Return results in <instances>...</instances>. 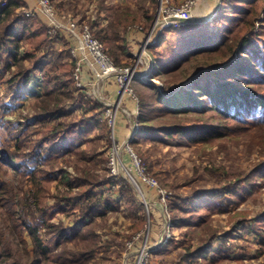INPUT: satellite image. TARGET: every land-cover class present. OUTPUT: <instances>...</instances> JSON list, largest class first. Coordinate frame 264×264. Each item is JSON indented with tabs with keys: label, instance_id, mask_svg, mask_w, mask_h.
Returning a JSON list of instances; mask_svg holds the SVG:
<instances>
[{
	"label": "rangeland",
	"instance_id": "374dc122",
	"mask_svg": "<svg viewBox=\"0 0 264 264\" xmlns=\"http://www.w3.org/2000/svg\"><path fill=\"white\" fill-rule=\"evenodd\" d=\"M170 1L179 4L184 0ZM51 2L54 5L58 23L65 26L69 21H74L78 25H88L93 34L99 30L103 31L109 39V45L99 37L97 38L103 42L107 53L114 61L115 57L109 51L118 53L119 63L115 62L116 65L131 66L140 60L142 63L139 64L138 70L147 68L150 81L142 82L138 77L133 82L132 89L138 98V111L132 113V109L129 110L126 107L123 109L124 101L132 102L130 96L123 99L120 104L122 108L115 112L114 131L108 119L105 118L104 104L98 116H95V113L99 109L86 112L83 110L84 101H86L84 97L88 98L89 104L105 102L106 93L101 86H98V80L94 77L85 78L86 88H77L74 83L73 86L57 89L53 93L54 98H59L57 117L41 113L40 109L44 106L41 102L44 86L41 80L43 68L45 67L50 75H53V71L62 62L74 65L70 49L77 43L65 29L52 34L48 33L45 20L42 17V19L38 18L45 26L48 35L52 37V45L48 50L45 64L34 70L30 83L23 89L24 95L14 102L9 99L10 92L6 88V79L16 68H12L9 72H2L0 67V120L4 123L0 126V182H4L9 187L10 193L17 197L32 188L29 176L10 166L5 161V155L9 152L18 161L24 160L26 152L31 147L30 144L40 139L49 127L57 123H62L70 130L69 136L76 138L78 145L63 159L44 155V160H39L38 163L28 161V165L38 167L45 164L44 166L51 165L55 169L63 168L69 173L70 179L78 174L76 169L88 167L98 174H108L113 179L108 182L109 184L95 189L104 193L109 204L104 207L100 216L94 218L90 226L84 228L85 237L72 238L64 248L50 253L47 261H42V257L26 231L19 233L14 227L0 194V264H60L59 259L65 256L71 260L69 264H121L125 252V240L150 223L152 230L150 240L154 241L162 232L165 217L162 212V202L157 196V189L140 185L145 194L142 198L136 186L128 181V176L123 169H116L113 174L111 162L115 150L119 154L118 158L131 168L130 162H125L126 157H129L125 147L127 143L131 151L145 163L149 176L155 179L161 188L167 189L173 195H186L193 191L217 187L227 177L233 181L239 175L248 174L263 158L264 132H256L255 129L249 132L244 129H230L227 136L211 144L190 143L171 146L149 138L132 141L131 131L134 126L139 127L138 118L142 109L144 110L141 106L142 99L148 100L152 96L151 84L157 88L162 86L159 79L149 75L153 64L157 63L164 70L175 66L180 59L178 49L186 34L176 35L171 29L165 33L164 40L158 42L157 37L161 31L154 35L151 44L145 50L141 47L149 36L160 0H157L154 6L149 0H51ZM216 2V0H208L207 7H204L206 4H200L194 11L192 22H197L200 26H208L209 30H216L218 28L214 24L216 18L221 14L234 15L233 7L226 0H219L217 14L210 20H204L203 16ZM35 6L36 3L32 7L35 8ZM26 9H21L20 12ZM210 14L212 16V12ZM150 16L152 19H149ZM263 17L264 14L260 22L255 23L254 35L250 36L252 40L261 44L264 43ZM128 18L136 20L125 26L119 25L118 29L114 27L115 20L123 21ZM95 21H97L96 24H94ZM227 22V18L223 19L222 25H226ZM134 25H140L143 29L140 31L127 28ZM127 37L132 40H127ZM29 49L27 41H22L20 53ZM44 51L42 48L40 52H37L36 57H40ZM220 59L222 56L218 54L214 56L213 61L218 62ZM205 61L207 60L200 56L192 57L185 63L188 67H193ZM28 65L30 63H25V66ZM188 81L184 79L182 84L189 87ZM115 97L117 101V88H115ZM106 99L109 98L106 97ZM146 112L157 116L154 110L147 109ZM164 119H170V121L181 119L185 124L201 122V119L195 115L169 116ZM24 120H27L28 125L23 128L21 134H18L17 121ZM208 120L215 122L211 117ZM99 122L103 124L99 125ZM137 128L135 127V130ZM257 133H262V136ZM114 158L116 162L117 157ZM218 167H223L225 174H222L223 170H217ZM134 172L132 170L133 174ZM133 177L136 178L135 175ZM123 180L131 184L142 203L137 219L129 216L124 202L121 201ZM255 182L256 186L245 193V200L238 206L232 205L229 213H209L203 207L197 212V216L203 215L201 222L192 225L185 221L180 226L172 223L170 239L153 254L151 264H264V227L258 229L253 220L264 213V180L256 179ZM58 188H66L60 180L59 172L56 173V180L52 184L51 191L55 194ZM53 202L54 199L51 197L48 204L51 205ZM180 215L183 219L186 217L184 214ZM76 218V214H59L55 221L61 220L63 225H72ZM139 219L143 221L142 226L139 230H135L134 225ZM239 221L244 223L239 225ZM213 233L215 237L211 240V247L206 253L192 262L181 259L188 245H202ZM41 237L46 239L43 232ZM217 250H220L218 254L215 253ZM61 252L64 255L60 256Z\"/></svg>",
	"mask_w": 264,
	"mask_h": 264
},
{
	"label": "trees",
	"instance_id": "16d2710c",
	"mask_svg": "<svg viewBox=\"0 0 264 264\" xmlns=\"http://www.w3.org/2000/svg\"><path fill=\"white\" fill-rule=\"evenodd\" d=\"M149 1L152 6L157 3V0ZM226 1L233 7L234 15H218L219 17L214 20V24L218 26L216 30H209L208 26H200L197 22L172 29L176 35L186 34L178 49L179 62L167 70L157 63L153 64L149 75L159 79L162 86L157 88L151 84L152 96L148 100L142 99L141 106L144 110L142 109L138 118L140 125L134 130L132 141L149 138L171 146L190 143L211 144L227 136L230 129H244L247 132L255 129L256 132H264V43L250 38L252 34L254 35L255 23L260 22L264 14V0ZM6 2V6L0 8V44L4 47L0 51V67L2 72L16 68L6 79V88L10 92L9 99L14 102L24 95L23 89L30 83L34 70L45 64L48 50L52 45V37L48 35L40 19H32L20 11H15L16 8L24 6L22 0ZM225 18L228 22L222 25ZM135 20L129 18L123 21L115 20L114 27L118 29L119 25L125 26ZM96 23L97 21L94 22ZM170 30L169 28L163 30L157 37L158 42H162L165 33ZM94 35L109 45V39L103 31H96ZM24 40L30 49L21 54V43ZM42 48L45 51L37 58L36 54ZM109 52L115 57L114 62L119 63L118 53L113 50ZM218 54L222 59L214 62V56ZM200 56L207 61L193 67H188L185 63L192 57ZM27 62L30 65L25 66ZM72 67V63L62 62L53 71V75L43 68L41 78L44 86L41 102L44 106L40 109L41 113L57 117L59 98H54L53 93L57 89L74 85ZM184 79L189 80V87L182 84ZM84 98L86 101L83 110L86 112L99 109L95 113V116H98L100 114L98 112L104 108L103 103L89 104L88 98ZM145 108L154 110L157 116L147 113ZM189 115L199 117L201 122L185 124L181 119L175 121L164 119L169 116ZM210 117L215 122H210L208 120ZM2 121L0 120V126L4 124ZM27 125V120L17 121V133L21 134ZM69 133L70 130L66 126L57 123L49 127L40 139L30 144L24 160L18 161L9 152L5 155V161L10 166L29 176L32 188L17 197L10 193L4 182H0L3 205L18 232L26 231L42 261H47L49 254L55 250L64 248L72 238L85 237L84 228L90 226L94 218L100 216L104 207L109 204L104 193L95 190L112 181L113 178L108 174H98L86 167L76 169L78 174L70 179L69 173L63 168L55 169L48 164H46L48 166L41 164L38 167L28 165V161L38 163L39 160H44V155L65 158L78 145L77 139L71 138ZM258 134L262 136V133ZM125 162L129 163L130 157H126ZM216 169L223 170L222 174H225L223 167ZM57 172L60 173V180L66 188H58L54 194L51 187L56 180ZM230 179L227 177L226 181L217 187L193 191L186 195L171 193L167 200V209L173 225L180 226L185 221L192 225L201 222L203 215L197 216V212L203 207L209 213L224 214L230 212L232 205H240L245 200V193L256 186L255 180H264V155L248 174L239 175L233 181ZM51 197L54 202L49 205L48 200ZM120 197L129 216L139 218L142 203L126 180L122 182ZM59 214H76L77 218L72 225H63L61 220L55 221ZM180 214L186 217L183 219ZM253 220L258 229L264 227V213ZM142 222L139 219L134 229L139 230ZM238 223L241 225L244 221ZM42 232L46 239H42ZM214 237L213 233L207 242L199 246L188 245L181 259L195 261L210 249ZM219 252L220 250H217L215 253ZM61 255L64 254L61 252ZM69 260L68 256L59 259L60 264H69L71 262Z\"/></svg>",
	"mask_w": 264,
	"mask_h": 264
},
{
	"label": "built area",
	"instance_id": "2783aa9c",
	"mask_svg": "<svg viewBox=\"0 0 264 264\" xmlns=\"http://www.w3.org/2000/svg\"><path fill=\"white\" fill-rule=\"evenodd\" d=\"M208 0H184L179 4H174L170 0H160V5L157 8L155 20L152 24L149 36L144 40L141 47L145 50L152 42L154 35H157L164 29H179L185 27L188 23L192 22L194 19V11L200 4H206L204 7L208 6ZM205 13L203 16L204 20H210L217 14L218 2ZM35 8L30 7L23 11V15L30 18H40L45 20L48 33H56L58 30H66L69 36L76 40V46L70 49V54L74 59V65L72 69V77L74 79L75 86L77 88H86L87 82H85L84 72L89 69L93 73L95 80L103 81L109 78H113L117 88L118 100L113 103L104 102L105 108V118L114 131L116 114L115 112L121 107V102L127 96H130L134 107L132 108V113L138 111V98L135 95L132 84L139 77L142 82L150 81L148 78L147 68L140 71L138 70L139 64L142 63L138 60L137 63L131 66H118L114 62V59L107 53L104 44L99 40L92 32L88 25H78L74 21H69L67 24L61 25L57 22L55 18V9L51 0H35ZM6 0L0 2V7L6 6ZM203 7V6H202ZM203 7V8H204ZM212 12V16L211 13ZM42 17V18H41ZM203 20V21H204ZM130 30H142V26L134 25L127 27ZM144 53V52H143ZM143 56V55H141ZM135 127L132 132H134ZM114 137V134H112ZM126 149L128 150L130 157L131 168H128L119 157L118 152L115 150L114 157L112 159V172L115 174L116 169H123L125 174L128 176V181L133 183L137 192L140 196L144 197V191L140 185H145L149 188L157 189V196L162 202L163 214L165 217V224L163 226L162 232L154 241L150 240L152 236V230L150 223L146 226L133 233L130 238L125 240V252L123 254L121 264H151V259L153 254L159 250V248L164 245L171 237V226L170 216L167 209V200L170 197L171 192L167 189L161 188L155 179H152L147 173L145 163L134 154L129 145L126 143ZM134 170V174L132 173ZM135 175L136 178L133 177ZM137 179V180H136ZM138 181V182H137ZM140 183V184H139ZM147 204L146 201H144Z\"/></svg>",
	"mask_w": 264,
	"mask_h": 264
},
{
	"label": "crops",
	"instance_id": "0c3cea01",
	"mask_svg": "<svg viewBox=\"0 0 264 264\" xmlns=\"http://www.w3.org/2000/svg\"><path fill=\"white\" fill-rule=\"evenodd\" d=\"M2 0H0L1 2ZM8 1V0H6ZM22 2L24 3V6H20L18 8H16V12L20 11L21 9H26V8H30L32 6H34L35 4V0H22ZM1 8V7H0ZM23 13V12H22ZM130 38L127 37V40H129ZM132 40V39H130ZM4 49V47L0 44V51H2ZM84 78L86 77H89V78H93V75L91 73L90 70L86 69L85 72H84ZM42 80V78H41ZM43 82V80H42ZM98 86H101L103 91H105V95L106 97H108L109 99H106L105 97V102H109V103H113L116 101V97H115V88H116V84H115V81L113 78H109V79H106V80H103V81H98L97 82ZM104 98V97H103ZM104 103V101H103ZM124 106H123V109L128 108L129 110L132 109L134 107V104L128 100L124 101Z\"/></svg>",
	"mask_w": 264,
	"mask_h": 264
},
{
	"label": "water",
	"instance_id": "95a60500",
	"mask_svg": "<svg viewBox=\"0 0 264 264\" xmlns=\"http://www.w3.org/2000/svg\"><path fill=\"white\" fill-rule=\"evenodd\" d=\"M188 84H189V81H188Z\"/></svg>",
	"mask_w": 264,
	"mask_h": 264
}]
</instances>
